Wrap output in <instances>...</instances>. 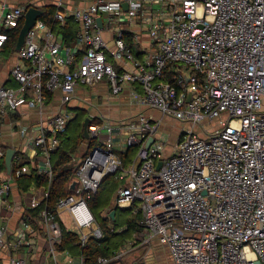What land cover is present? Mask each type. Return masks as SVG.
<instances>
[{"label":"built area","instance_id":"built-area-1","mask_svg":"<svg viewBox=\"0 0 264 264\" xmlns=\"http://www.w3.org/2000/svg\"><path fill=\"white\" fill-rule=\"evenodd\" d=\"M57 5L63 8L54 14L59 25L68 16L78 23L74 44L66 45L36 19L15 51L11 75L17 86L0 85V124L22 107L38 112L31 126L10 120L23 144L14 150L9 172H0V219L48 198V189L36 186L10 200L13 185L29 171L28 161L50 182L51 154L74 118L67 108L45 112L48 94L59 90L65 106L76 87L105 79L111 94L131 86L130 99L161 116L143 110L117 123L88 116L87 139L95 143L86 144L69 193L56 203L57 214L68 215L82 244L89 235L100 237L86 198L106 174L115 173L122 182L114 206L138 213L141 225L137 238L112 256L97 257L96 264L118 261L130 246L153 241L167 248L171 264H264V0H91L73 8L59 0ZM26 9L0 4V52ZM104 28L113 31V48ZM126 30L139 45V56L126 42ZM166 117L190 124L167 152L158 133ZM133 147L134 158L123 165L122 154ZM5 152L0 148V158ZM39 216L49 264H62L55 247L60 224L46 208ZM14 239L10 264H30L21 246L36 245V230L22 216ZM6 241L0 224V245ZM65 263L84 260L77 256Z\"/></svg>","mask_w":264,"mask_h":264},{"label":"crops","instance_id":"crops-1","mask_svg":"<svg viewBox=\"0 0 264 264\" xmlns=\"http://www.w3.org/2000/svg\"><path fill=\"white\" fill-rule=\"evenodd\" d=\"M58 1L59 0H0V4L1 3L8 4L9 6L23 5L27 7V9L29 7H36L40 10V13L43 11V7L47 5H53L55 8L54 10V14H55L57 10H60V9L63 10V8L57 5ZM61 1L64 2L70 8H73L75 6H87L91 0H61ZM54 14H53V20H54ZM39 15L37 19H39ZM68 18L72 21L75 27L73 41L69 43L70 45H72L74 44L75 36L77 34L79 26H78L77 21H75L72 17L68 16L65 21H67ZM55 22H56L55 23L56 27H62V25H59L57 21ZM53 30H54V33L58 35L64 41L66 45H69L65 42V39H63L61 33L56 32L54 28ZM102 34L105 40L107 41V43L109 44V47L113 48L114 46L113 45V31L111 29L104 28L102 30ZM124 34H125L126 42H128L132 46L135 55L139 56L142 52H140L139 45L133 42L131 32L126 30L124 31ZM141 39L144 44H148L147 36L145 34L141 36ZM15 51H16L15 46H14V51H12V50L7 49L6 44L4 43L2 47V51L0 52L1 54L0 85L12 86V87L17 86V83L13 80L12 75H11V67L17 61V58L15 57ZM130 87L131 86L126 87L119 94H111L109 91L108 82L105 79L97 82L94 85L78 86L75 89L74 98L65 106H60V103L58 101L60 91L57 90L55 91L54 94H48L49 102L46 106L45 112L47 113L54 112V111H59L62 108H67L73 112L74 114L73 119H75V117L79 114L80 115L82 114V116H86V118L91 114L96 117L93 121L97 123L101 121H106L110 123H117L119 121H129L131 119H134L137 116L138 112L143 111V110L147 111L152 116H154L152 114L153 110H145L142 106L137 105L135 102H133L130 99L131 98L129 95L131 92ZM135 88L139 89V87L137 86H135ZM19 110H20V113L19 112L11 113L10 117L6 118V122H4L3 124H0V148H3L5 150L12 148L13 150H16L22 147L23 138L20 136L17 126H15L14 123H10V120L13 121V120L18 119L20 120V122H22V124L30 125V126L37 123L38 121L37 110L27 109L25 107H22ZM80 146L84 147V151H85L86 143L85 144L82 143ZM133 148L135 150H134V153L131 154V156L129 157L130 161H131V158L132 159L134 158L135 153H136V148L135 147ZM84 151H83V154H84ZM27 163L29 165V168H32L33 170L35 169L33 161H28ZM1 171L7 172L4 158H0V172ZM35 187L36 185L32 184L29 188L34 189ZM28 189L23 190L19 188L18 183L16 181V183L13 185V188H12V195L10 196V200L12 199L18 200L22 198L23 196H25V194H27V192L25 191H27ZM114 195L112 196V199L110 202L111 207L114 205ZM111 207H109L110 210H111ZM110 210L108 212H110ZM23 212H24V209L20 211H14L10 215H7V217L0 219V224H2L4 228V236L7 240L4 245H0V264H10V257L13 254L11 246L13 245L12 243L15 241L14 231H15V228L19 225V219L21 218V215L23 214ZM105 213H107V210H105ZM62 214H65L67 217L68 215L64 212L60 214L59 218L63 222V219L61 217ZM29 216L30 214H28L27 217L24 216L23 219H25L32 227L35 228L36 245L33 247L22 245L21 250L24 252H28L27 256H28V260L30 264H49L51 262V257H50V254L48 253V241L46 238V234L43 230V227L41 225V218L38 215V217L30 216L31 219H29ZM63 225L66 229L74 230L77 232L75 227L71 229L70 227H67L64 222H63ZM139 246H142V245H139ZM160 249H166V247L153 241L151 242V244H148V250L144 252L140 250L135 256H138L139 258L141 257L143 259L144 257L148 255H153V254L155 255V253ZM57 252L59 255L58 257L62 264H66L65 262L69 258H71L72 260H75V257L71 256L67 251L57 250Z\"/></svg>","mask_w":264,"mask_h":264},{"label":"trees","instance_id":"trees-1","mask_svg":"<svg viewBox=\"0 0 264 264\" xmlns=\"http://www.w3.org/2000/svg\"><path fill=\"white\" fill-rule=\"evenodd\" d=\"M54 10L55 8L53 5L43 7L39 19L52 26L56 32L61 33L65 42L69 44L74 38V24L68 18L62 27H56V22L53 20ZM22 22L23 21L20 22L19 26L7 32L8 38L5 42L7 49L14 51L15 42ZM77 118L78 115L75 119ZM71 122H69L65 131L61 134L60 146L51 154L52 176L50 182L45 175L36 174L32 168H29L27 174H23L18 178V186L23 190L28 189L32 184L48 189V198L42 201L39 207L31 210H24L21 216L27 217V215L30 214L32 217H38L40 210L46 208L60 224L62 230L60 240L55 245L56 249L59 251H67L74 257L82 256L84 264H96L97 257L112 256L121 248L125 247L133 237H138L137 234L141 228L139 223L140 215L138 213L132 214L128 208H119L114 205L111 207L110 202L118 188L116 186L119 181L115 173H109L104 176L96 193L86 198L87 205L94 215L97 226L101 232L100 237L89 235L82 244L80 236L76 231L64 227L55 206L59 198L69 193L68 184L77 165L73 161V154L82 143L88 144L89 147L95 143L94 139H85L83 137L82 124L80 125L78 123L74 126L73 130L70 131L69 127ZM133 153L134 148H129L122 154L123 165L130 162L129 157ZM105 183L108 184V187L105 193H102ZM100 205H102V207L98 214L96 208ZM109 207H111V209L115 208L114 219H111L109 216ZM105 210H107V215H102V212ZM126 211L129 212V214L126 215ZM30 216L29 219H31Z\"/></svg>","mask_w":264,"mask_h":264},{"label":"rangeland","instance_id":"rangeland-1","mask_svg":"<svg viewBox=\"0 0 264 264\" xmlns=\"http://www.w3.org/2000/svg\"><path fill=\"white\" fill-rule=\"evenodd\" d=\"M109 45V44H108ZM111 45V44H110ZM154 117H156L157 119L161 116V114L156 111L153 110ZM224 118L226 117V113L223 114ZM86 118V116H82V114L78 115V118L73 120L71 122V125L69 127V130L72 131L74 126L77 125L78 123L81 125L83 120ZM226 120V119H225ZM189 123H184L181 121H177L175 119H171V118H163L162 122L160 123L159 126V130L158 133L161 135V139L165 142V148L164 151L167 152V150H170V148L174 145L176 138L178 137L179 133L184 130L183 128H187L189 127ZM195 130H198V128H195ZM135 150V149H134ZM84 151V147L79 146L76 150V152L73 154L74 156V163L77 164L80 157H82L81 155L83 154ZM118 184L116 187H118L120 185V183L122 182V180L118 179ZM108 184L105 183L103 185L104 190L102 191V193H105V190L107 189ZM102 205L98 206L96 208L98 214L99 211L101 209ZM107 213H105V211L102 212V215H106ZM125 214H129V212H125ZM63 222L66 224L67 227H70L71 229L74 228L73 224L70 222L69 218L65 215L62 214L61 215ZM142 250V252L148 250V245H142V246H130V251L129 253L125 254L121 259H119L118 261H112L108 264H169L171 263L170 260V256H169V252L166 249H160L158 250L155 255H148L146 257H144L143 259L137 255V253Z\"/></svg>","mask_w":264,"mask_h":264},{"label":"water","instance_id":"water-1","mask_svg":"<svg viewBox=\"0 0 264 264\" xmlns=\"http://www.w3.org/2000/svg\"><path fill=\"white\" fill-rule=\"evenodd\" d=\"M122 7L124 9L127 8V4L125 2L122 3ZM40 14V10L36 7H29L26 12L24 13V18H23V22L22 25L19 29L18 32V36H17V40L15 43V49H19L20 46L22 45L23 41H24V37L26 32L30 29V27L35 23L38 15ZM96 21L98 23L99 26H102V20L100 17H96ZM89 123V118H85L82 122V135L85 139L88 138V132H87V125ZM152 138H149L146 143H145V147L148 148L149 144L152 142ZM14 150L12 148H9L6 150L5 153V157H4V161L6 164V171L7 173L10 170V162L13 156ZM162 161H158L156 164V169H159L160 165H161ZM74 186V183L71 184V188ZM114 215H115V208L111 209L109 212V216L111 217V219H114Z\"/></svg>","mask_w":264,"mask_h":264}]
</instances>
